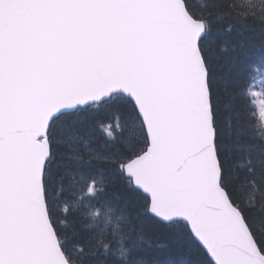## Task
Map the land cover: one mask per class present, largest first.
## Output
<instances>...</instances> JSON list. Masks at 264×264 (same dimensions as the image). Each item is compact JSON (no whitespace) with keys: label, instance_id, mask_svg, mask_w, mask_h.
Instances as JSON below:
<instances>
[{"label":"snow or ice","instance_id":"snow-or-ice-1","mask_svg":"<svg viewBox=\"0 0 264 264\" xmlns=\"http://www.w3.org/2000/svg\"><path fill=\"white\" fill-rule=\"evenodd\" d=\"M244 8L0 0V264H264V136L234 134L264 117V0Z\"/></svg>","mask_w":264,"mask_h":264},{"label":"trees","instance_id":"trees-1","mask_svg":"<svg viewBox=\"0 0 264 264\" xmlns=\"http://www.w3.org/2000/svg\"><path fill=\"white\" fill-rule=\"evenodd\" d=\"M234 2L240 6L241 14L247 12V14H251V12L244 8V5L249 2L259 3V0H234ZM260 11L259 7H257L256 12ZM254 39H259L258 33L253 37ZM230 65L227 62V58H225V62L221 66V71L223 73H227L229 71ZM264 75V69H261L259 65L254 66L253 68V79L250 81V87L255 90L256 86L259 84L260 76ZM251 94V93H249ZM258 101V100H257ZM252 111L248 113V116L251 118V124H240L234 127V134L238 135L244 142L249 144H258L259 138L264 136V117L260 115V108L256 105V102L251 104ZM117 113H102L99 119L102 121L101 125L98 127H102L103 129H107L109 125L112 127L116 126L117 123ZM242 194L244 195L246 202H250L247 200L248 194L241 189ZM117 199H120L122 193L119 190H116L111 193Z\"/></svg>","mask_w":264,"mask_h":264},{"label":"rangeland","instance_id":"rangeland-1","mask_svg":"<svg viewBox=\"0 0 264 264\" xmlns=\"http://www.w3.org/2000/svg\"><path fill=\"white\" fill-rule=\"evenodd\" d=\"M261 91H264V83H262V82H260V83L258 84V88H256V92H257V93H259V92H261ZM256 105H257L258 108H259V102H258V101H256Z\"/></svg>","mask_w":264,"mask_h":264}]
</instances>
